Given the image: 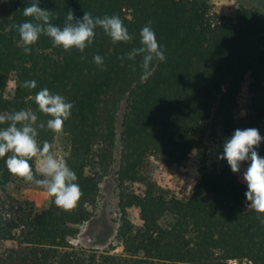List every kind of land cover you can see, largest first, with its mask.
<instances>
[{
  "label": "trees",
  "instance_id": "obj_1",
  "mask_svg": "<svg viewBox=\"0 0 264 264\" xmlns=\"http://www.w3.org/2000/svg\"><path fill=\"white\" fill-rule=\"evenodd\" d=\"M256 1L226 17L211 13L207 0H40L60 26L69 10L77 19L84 12L118 15L133 40L114 44L97 28L93 44L81 53L53 47L41 35L25 54L18 32L5 29L28 19L23 8L32 0H0V114L31 109L38 123H46L49 117L34 101L43 88L73 103L64 134L45 128L38 140L52 147L57 137L67 139L61 159L83 191L71 210L57 208L51 196L40 211L28 202L6 209L0 199V243H11L0 249V264H264L261 214L248 208L242 174L219 158L236 129L256 128L264 137V0ZM149 21L166 60L153 61L142 79L141 57H118L140 46L139 32ZM95 55L103 57L106 70L93 62ZM246 79L250 101L246 115L237 117ZM27 80L37 87H22ZM256 151L264 157V140ZM211 153L218 164H208ZM149 157L165 165H200L187 198L145 176ZM110 173L122 254L77 249L69 240L92 217L99 181ZM15 183L26 182L13 177L0 158V193Z\"/></svg>",
  "mask_w": 264,
  "mask_h": 264
},
{
  "label": "clouds",
  "instance_id": "obj_2",
  "mask_svg": "<svg viewBox=\"0 0 264 264\" xmlns=\"http://www.w3.org/2000/svg\"><path fill=\"white\" fill-rule=\"evenodd\" d=\"M39 3L40 0H32L30 5L23 8V16L28 19L5 29L18 32L25 54H31V46L38 42L41 35L50 38L53 47H62L64 51L75 48L81 53L93 44L97 28L102 29L114 44L133 40L118 15H104L101 18L84 12L83 17L77 19L73 11L69 10L63 26H60L52 22V12L41 8ZM139 45L127 53L126 57L118 59L123 62L125 58L134 61L137 56L141 57V78L145 79L151 72L153 61L166 60L165 50L158 43L151 21L140 30ZM80 59L83 61L86 57L81 56ZM93 62L106 70L100 55H95ZM132 70L135 71V67ZM22 87L32 90L37 87V82L27 80ZM34 101L39 112L49 117L46 123H38V116L31 109L0 114V125H6L0 127V158H5L6 168L13 177L43 188L54 198L53 203L57 208L71 210L83 196L80 185L76 183L77 174L64 159H58L52 153L48 141L41 145L38 130L46 128L54 134H64V124L71 117L74 105L66 101L64 96L53 94L48 88L36 92ZM262 140L264 137L256 128L236 129L231 138L224 142L223 154L219 158L227 160L233 173L240 172L242 162L250 161L243 173V180L247 184L245 196L249 202L248 208L261 214L259 218L264 223V157L256 151ZM33 158L39 163L36 171L30 163Z\"/></svg>",
  "mask_w": 264,
  "mask_h": 264
},
{
  "label": "rangeland",
  "instance_id": "obj_3",
  "mask_svg": "<svg viewBox=\"0 0 264 264\" xmlns=\"http://www.w3.org/2000/svg\"><path fill=\"white\" fill-rule=\"evenodd\" d=\"M211 13L217 16L232 17L236 14L239 6L257 5L256 0H207ZM249 94L247 92V79L244 82L241 92L237 98L236 116L243 117L247 113L249 105ZM120 116H118L117 130L119 131ZM52 153L61 159L68 148L67 139L63 136L57 137L52 144ZM35 167L39 168V163L35 159ZM219 158L216 153H211L208 164H218ZM248 165L241 164L240 174L247 170ZM200 165L191 160L181 165H165L155 157L146 159L143 173L150 180L169 194L185 199L189 196L196 180L198 179ZM115 169V168H114ZM244 181V180H243ZM246 184V182L244 181ZM138 189V187L136 188ZM6 209L10 206L18 207L24 202L31 203L33 207L40 211L47 207L49 194L41 187L34 184L15 183L4 192L0 193ZM117 188L115 176L110 173L99 181V193L95 206L92 209V217L88 222L78 226V234L69 240V244L77 249L85 250L89 253H110L114 255L122 254V247L116 241L115 236L118 226L117 209ZM14 211V210H13ZM6 215H10L8 212ZM13 215V212L11 213ZM135 215V213H133ZM10 242L0 243V249L10 247ZM230 264H240L231 261ZM243 264V263H242Z\"/></svg>",
  "mask_w": 264,
  "mask_h": 264
}]
</instances>
